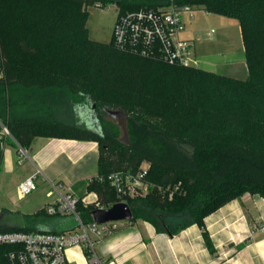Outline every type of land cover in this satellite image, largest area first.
Masks as SVG:
<instances>
[{
  "label": "trees",
  "instance_id": "obj_1",
  "mask_svg": "<svg viewBox=\"0 0 264 264\" xmlns=\"http://www.w3.org/2000/svg\"><path fill=\"white\" fill-rule=\"evenodd\" d=\"M169 2L0 0V132L6 127L26 151L38 131L46 132V138L97 142L98 170L89 190L106 208L121 201L106 177L119 171L136 174L147 163V195L122 201L132 209L131 222L145 220L158 231L174 234L187 225L204 228L207 216L245 193L264 197V149L244 141L249 112L236 107L244 104L264 114V0H176L178 6L239 22L245 80L143 59L116 50L112 41L102 44L89 38L91 7L115 4L126 12ZM14 28H20L19 37L11 32ZM11 45L26 56L25 65L13 64ZM207 73L208 86H219L230 99L229 112H210L193 93L190 99L182 95L174 105L153 87L184 86L180 92L187 94L189 86H197L190 75ZM236 94L242 98L233 97ZM91 103L96 105L99 131L88 128L80 116ZM113 111L129 116L128 143L119 139L115 124L107 119ZM177 185L172 199L163 195ZM95 209L78 203L84 223L93 221ZM21 221L20 229L0 232L61 234L78 228L73 216L51 217L45 209ZM204 236L209 243L205 231ZM11 250L0 246V264H9Z\"/></svg>",
  "mask_w": 264,
  "mask_h": 264
},
{
  "label": "crops",
  "instance_id": "obj_2",
  "mask_svg": "<svg viewBox=\"0 0 264 264\" xmlns=\"http://www.w3.org/2000/svg\"><path fill=\"white\" fill-rule=\"evenodd\" d=\"M14 150L19 147L12 137L2 135L0 155L3 151L12 159ZM30 150L26 179L39 170L45 182L62 181L77 198L96 201L89 186L98 170L97 142L40 138ZM48 204L26 216L36 215ZM118 225L117 232L96 246L99 258L109 264H264V197L259 195L245 193L227 203L204 219V228L192 224L169 234L145 220ZM67 259L69 264H94L82 247L69 249Z\"/></svg>",
  "mask_w": 264,
  "mask_h": 264
},
{
  "label": "built area",
  "instance_id": "obj_3",
  "mask_svg": "<svg viewBox=\"0 0 264 264\" xmlns=\"http://www.w3.org/2000/svg\"><path fill=\"white\" fill-rule=\"evenodd\" d=\"M110 7L117 10L112 35V44L116 50L170 66L200 68L191 41L183 37L186 31L183 14L193 11L190 7L178 6L176 0H170L168 5L156 9L141 8L123 12L118 5H109ZM2 128L0 139L2 135L11 137L8 129L4 126ZM19 151L24 158L28 155L22 148H19ZM20 163L22 164L23 160ZM148 168L141 167L136 174L119 171L106 177L120 202H124L122 200L126 198L145 195L149 188L144 180ZM40 175L42 172L38 170L20 184L21 198L37 189L36 180ZM48 185L50 191L47 197L54 199L45 208L47 215L73 216L78 228L61 234L0 232V246L12 248L8 254L9 264H69L67 251L73 247L84 248L89 260L94 264H109L99 258L96 246L99 241L119 230V222L98 224L93 220L91 223H84L77 210L80 201L85 205L93 204L95 210L106 207L98 203L97 199L94 202H86L77 198L71 187L62 181H48ZM262 230L264 231V226Z\"/></svg>",
  "mask_w": 264,
  "mask_h": 264
},
{
  "label": "rangeland",
  "instance_id": "obj_4",
  "mask_svg": "<svg viewBox=\"0 0 264 264\" xmlns=\"http://www.w3.org/2000/svg\"><path fill=\"white\" fill-rule=\"evenodd\" d=\"M191 16L193 18H191ZM183 19L186 24V31L183 37L191 41L193 50L199 61L200 69L210 73L227 75L239 80L247 79L248 70L238 21L222 16L208 15L204 10L184 12ZM116 20L117 10L113 7L109 8L108 5H98L89 8L86 25L89 38L94 42L110 44ZM11 32H14L13 34H17V37H19L18 34L21 31L20 28H14ZM11 48L12 53L10 57L13 64H19V66L25 65L26 56L19 48L12 47V45ZM33 59H35V62L37 58ZM158 72L163 74V70H159ZM190 79L197 86H189V93L187 94L180 92L181 87L184 86L166 85L153 87L160 96L162 95L164 99L171 100L174 105L184 97H189L190 99V93H193L195 96L192 95L197 103L205 106L210 112L223 114L230 111V107L226 105L230 101V99L227 98V94L224 93L219 86H208L211 80L208 73L198 74V76L190 75ZM233 97L242 98L240 94H236ZM203 101H205V103ZM236 107L241 108L242 111L249 112L244 121V141H248L249 144H254L264 149L263 112L261 110L256 111L244 104H237ZM80 114L86 121L87 127L90 128V123H88L89 119L84 114ZM107 119L115 124L119 133V139L128 143L129 116L121 111H113V113L108 114ZM38 134L39 136L36 140L46 138L45 136L47 135L46 132L40 133V131H38ZM7 149L11 150L9 146ZM27 152L28 155L24 158L21 156L19 150H14L12 159H10V157L4 156V152L1 151L0 218L9 217V219H18L20 217H25L43 208L45 204H48L54 199L47 197L50 187L47 180L46 182L44 181L43 175H40L36 180L37 189L35 191L24 198L20 197L19 185L26 179V171L29 168L32 156L31 150ZM21 160H23L22 164L20 163ZM142 167H148V164L143 163ZM178 189L179 185L173 188V190H168V193H162L163 195L167 194L168 198L172 199L173 192ZM147 193L148 191L144 193L145 196ZM175 225L176 224L173 223L171 227H175Z\"/></svg>",
  "mask_w": 264,
  "mask_h": 264
},
{
  "label": "water",
  "instance_id": "obj_5",
  "mask_svg": "<svg viewBox=\"0 0 264 264\" xmlns=\"http://www.w3.org/2000/svg\"><path fill=\"white\" fill-rule=\"evenodd\" d=\"M82 114H84L89 119L88 123H90L93 128H97L96 130L99 131L97 126L98 120L96 117V105L94 103H91V106L84 109ZM92 217L94 222L98 224L122 221L128 222L133 219V212L131 207L126 202H120L114 204L110 208L94 210L92 212ZM21 227V217L18 219H9V217L0 218V229L15 230L20 229Z\"/></svg>",
  "mask_w": 264,
  "mask_h": 264
}]
</instances>
